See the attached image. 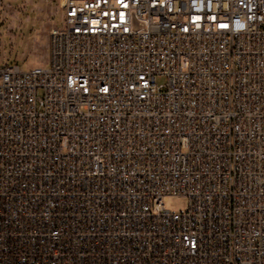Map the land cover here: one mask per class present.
<instances>
[{
  "label": "built area",
  "instance_id": "2783aa9c",
  "mask_svg": "<svg viewBox=\"0 0 264 264\" xmlns=\"http://www.w3.org/2000/svg\"><path fill=\"white\" fill-rule=\"evenodd\" d=\"M58 1L0 66V264H264V0Z\"/></svg>",
  "mask_w": 264,
  "mask_h": 264
},
{
  "label": "rangeland",
  "instance_id": "374dc122",
  "mask_svg": "<svg viewBox=\"0 0 264 264\" xmlns=\"http://www.w3.org/2000/svg\"><path fill=\"white\" fill-rule=\"evenodd\" d=\"M58 0H3L0 5V66L17 62L24 70L48 66L50 31L61 25ZM166 77H158L163 83ZM185 196L173 195L166 207L174 212L187 209Z\"/></svg>",
  "mask_w": 264,
  "mask_h": 264
}]
</instances>
